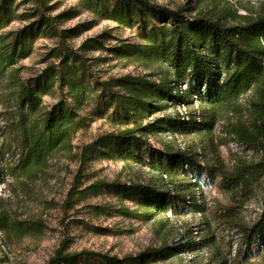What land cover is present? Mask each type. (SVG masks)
<instances>
[{
    "label": "rangeland",
    "instance_id": "1",
    "mask_svg": "<svg viewBox=\"0 0 264 264\" xmlns=\"http://www.w3.org/2000/svg\"><path fill=\"white\" fill-rule=\"evenodd\" d=\"M149 1L170 9L184 7L192 14L203 10L223 16L229 24L234 12L249 20L264 16V0ZM32 5H21L16 15ZM44 5L51 7L50 17L60 14L54 21L57 29H75L76 33L60 38L61 44L59 38L39 36L31 54L17 64L18 76L32 79L47 66L58 65L61 59L53 49L65 45L82 59L87 70L81 78L92 89L77 103L67 85L61 91L55 84L41 96L38 109L29 112L26 124L63 99L75 107L78 127L68 144L53 151L40 172L28 179L16 170L25 151L22 125L6 82L0 78V264H49L57 249L79 254L76 264H113L107 261L113 259L118 264H264V250L247 257L239 252L238 229L221 220L223 208L231 202L219 188L220 177L209 174L221 161L231 167L237 160L264 159V152L253 151L229 130L232 122L251 123L253 91L243 95L236 109L223 113L209 130L179 132L168 126V118L177 115L201 119L195 98L189 104L159 101L160 108L146 110L142 118L134 114L141 106L132 104L133 112L127 115L124 101H113L97 85L126 75L144 76L156 83L164 78L167 64L136 61L116 49L146 44L148 32L119 23L117 18L125 11L103 17L86 8L84 0H45ZM29 21L17 17L4 31L19 29ZM127 129H135L134 137L140 141L128 153L140 160L113 153L114 142L95 144L102 135ZM168 165L172 170H166ZM171 173L175 174L173 182ZM96 182L142 185L165 200L150 202L159 206L150 218L142 205L147 200L140 194L98 187L81 195L83 188ZM263 199L264 180L253 186L251 197L237 208L239 222L251 224ZM158 249L167 250L157 258L140 261V254Z\"/></svg>",
    "mask_w": 264,
    "mask_h": 264
},
{
    "label": "trees",
    "instance_id": "2",
    "mask_svg": "<svg viewBox=\"0 0 264 264\" xmlns=\"http://www.w3.org/2000/svg\"><path fill=\"white\" fill-rule=\"evenodd\" d=\"M44 1L0 0V78L6 82L22 125L25 151L16 170L20 176L28 179L40 172L53 151L68 144L78 127L75 107L63 99L44 115L33 116L26 124L29 112L38 109L41 96L55 84L61 91L67 85L77 103L85 98L88 89H92L88 81L81 78L87 70L82 59L65 45L53 49L54 56L61 59L58 65L47 66L32 79L18 76L21 69L17 64L31 54L39 36L59 38L61 44L60 38L65 39L76 33L75 29H57L54 21L60 14L53 17L47 15L51 7L44 5ZM30 3L33 5L29 11L16 15L21 5ZM84 4L94 13L107 18L113 12L120 15L125 11L117 18L119 23L138 26L148 32L146 44L122 45L116 48L118 52L122 51L124 56H133L136 61L148 64H167L163 71L164 78L158 83L144 76L126 75L97 85L105 95L111 94L113 101L123 100L127 115L133 112L132 104L141 106L140 112L134 114L142 118L146 110L153 112L155 108H160L159 101L189 104L195 98L201 109V119L196 121L193 116L185 119L177 115L168 118V126L179 132L209 130L223 113L236 109L243 95L253 91L255 99L249 105L253 117L251 123L232 122L229 130L238 141L253 151L264 152V16L249 20L234 12L229 16L233 23L229 24L223 16L215 17L203 10L192 14L184 7L170 9L149 0H84ZM17 17L31 21L14 31H4ZM182 84H185L184 88ZM113 87H119V90L113 91ZM134 131L127 129L116 135H102L95 144L104 146L114 142L113 153L132 156V153H128L130 147L140 143L134 137ZM132 157L140 160L138 156ZM217 164L215 168L209 169V174L212 178L216 175L220 177L219 188L227 193L231 202L230 206L223 208L221 220L238 229L239 252L244 257L264 250V199L259 215L251 224L240 223L236 216L237 208L251 197L253 186L264 180V159L257 162L237 160L231 167L225 166L222 161ZM166 170H172V167L168 165ZM171 175L170 180L173 182L175 174ZM98 187L126 195L140 194L147 200L142 205L145 206L146 216L150 218L159 207L150 205V202L154 200L161 204L165 200L162 194H154L148 187L117 182L92 183L80 193L84 195ZM63 250L57 249L49 264L78 262L79 254L65 253ZM166 250L146 251L140 254V261L143 263L151 257L157 258L165 254ZM107 261L119 263L115 259Z\"/></svg>",
    "mask_w": 264,
    "mask_h": 264
},
{
    "label": "built area",
    "instance_id": "3",
    "mask_svg": "<svg viewBox=\"0 0 264 264\" xmlns=\"http://www.w3.org/2000/svg\"><path fill=\"white\" fill-rule=\"evenodd\" d=\"M179 104H181V103H179Z\"/></svg>",
    "mask_w": 264,
    "mask_h": 264
}]
</instances>
